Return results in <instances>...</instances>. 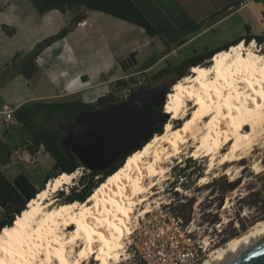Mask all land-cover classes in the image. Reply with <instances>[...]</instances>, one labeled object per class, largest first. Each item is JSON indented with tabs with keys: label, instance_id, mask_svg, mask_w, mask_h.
<instances>
[{
	"label": "bare ground",
	"instance_id": "obj_1",
	"mask_svg": "<svg viewBox=\"0 0 264 264\" xmlns=\"http://www.w3.org/2000/svg\"><path fill=\"white\" fill-rule=\"evenodd\" d=\"M254 47L255 40L240 41L216 52L208 65L192 66L166 95L163 131L127 155L84 201L54 197L76 171L49 179L0 230V264H82L92 256L96 264L118 263L173 159L185 152L207 156L201 183L213 168L241 161L264 136V54ZM262 237L264 226L199 264H219Z\"/></svg>",
	"mask_w": 264,
	"mask_h": 264
},
{
	"label": "rangeland",
	"instance_id": "obj_2",
	"mask_svg": "<svg viewBox=\"0 0 264 264\" xmlns=\"http://www.w3.org/2000/svg\"><path fill=\"white\" fill-rule=\"evenodd\" d=\"M134 1L144 13L148 14L155 25L161 26L159 24L160 20L168 23L169 27L165 24L168 30L174 26L180 28L177 25L181 26L182 21L185 19L184 14L180 10L175 16L174 11L177 9V6L173 0H159V2L154 0ZM167 6L170 8L165 9ZM74 8L79 9L80 7ZM81 9L84 10V8ZM215 9L216 7L208 11V15L215 12ZM68 11L65 14L67 20H62L64 23L58 27L56 32L62 28L67 29L64 36L73 49L76 62L84 68L85 72L83 74H86L89 78V84L82 83V88L77 95L61 97L54 100L69 101L81 99L86 102H93L100 94H105L108 91L113 93V95L123 93L132 83L137 84L134 88L136 89L141 84H146L149 78L160 67V64H157L149 68L157 58L161 57L168 50L159 37L155 36L151 39V36L143 28L101 11L85 10L78 15H75L73 11ZM84 14L86 15L84 16ZM33 15L37 16L36 20L30 18L31 16L34 17ZM25 19L32 20L34 25L39 22L38 13L30 0H0V63L8 53L15 54L16 50L25 49L29 46L28 39H24L25 35H34L38 32V30L29 31L28 33L20 31L17 37L8 38L6 36L7 34L5 33V35L1 29V24L10 23L12 25H19ZM165 25L163 28H165ZM23 30L25 31V28ZM166 31L164 34H166ZM56 32L47 33L43 39L56 34ZM179 33L181 31L175 32L174 29L170 30L175 45L179 43L178 40L181 37V34L178 35ZM219 39L221 38H218L216 42ZM244 43L247 44L246 42ZM254 48L264 54L263 42L259 44L255 41ZM62 49V43L53 42L43 52L42 59L49 63L60 61L58 59V53ZM132 51L136 53V63L123 68L121 66L122 60ZM19 53V56L23 55L25 57L28 52L24 54ZM19 56L15 58L14 64L16 66L19 65ZM11 61L12 59L10 60L9 67H3L0 72L3 73L1 75L6 74L9 76L11 72H14L16 67H12L13 64ZM72 63L75 62L73 61ZM209 63L210 60L203 62L205 65ZM119 72H123L121 79L126 80L129 76H132L133 80L127 81L126 84L121 86L116 84V80H113L108 83L107 88L103 91L101 81ZM190 73L191 71L189 70L188 74ZM39 82L40 85L38 84ZM30 85L32 90L34 88L36 89L34 91L36 93H41L44 88L48 87L45 79L43 81L37 79L32 80ZM15 88L18 89V86L15 85ZM88 92L89 94L85 95ZM122 97L120 96L118 98ZM6 101L11 107L14 106L12 101ZM162 107L164 110V106ZM166 120L167 118L163 121L166 122ZM33 122L35 129L45 127L57 128L63 123L60 121L59 115L48 117L44 113H35L33 115ZM179 124L176 123L175 126ZM163 129L164 124L162 131ZM6 130L8 135H5ZM1 131L8 147L12 149L19 144L20 149L18 155L20 156H18V161L20 158V162L14 161V165L23 170L25 174H28L37 189L43 186L46 174L51 176L55 175L52 167L53 158L49 153L45 152L42 147L35 153H31L28 150V140L31 136L28 129L22 127L17 121H12L9 125H5ZM263 138L264 136L259 139L254 149L241 161L226 162L222 166L213 168L207 174L206 183H201L200 178L205 175L208 157H192L189 156L188 152L182 153L179 157L173 159L165 175V180L160 185L153 187L154 194L149 199L151 204L150 211L160 207L163 203H170V210L180 217L183 223L189 222L194 227L196 231L194 238L206 243L205 259L212 255L213 250L224 248L231 239L239 238L250 231L263 227ZM228 168L230 172H226ZM180 169H183L184 174L181 178H177ZM75 171L77 172V176L73 181L68 185H63L54 193V197L57 200L59 199V202H70L68 195L73 196L77 194V189L80 188L78 179L88 170L80 166ZM232 177H235V179L233 180ZM72 187L74 188L72 189ZM62 191L63 194L61 193ZM75 201L79 200L76 199ZM2 216L3 210L0 208V218ZM242 225L247 228L243 230ZM223 238L227 240L220 243V240ZM131 242L132 234L129 235V239L125 244L124 255L118 263L114 264H142L136 253H131ZM96 263V258L92 256L82 264Z\"/></svg>",
	"mask_w": 264,
	"mask_h": 264
},
{
	"label": "crops",
	"instance_id": "obj_3",
	"mask_svg": "<svg viewBox=\"0 0 264 264\" xmlns=\"http://www.w3.org/2000/svg\"><path fill=\"white\" fill-rule=\"evenodd\" d=\"M159 2V0H154ZM177 6V9L174 11L175 16L180 11L184 14V20L177 28L176 26L171 27L168 30L166 25L161 20L159 21L161 27L165 25L166 34H163V38H160L163 42L165 48L168 50L159 58H157L149 68L154 67L157 64H160L158 72L160 69H163L166 65L176 66L182 60L187 57L192 56L195 53H200L205 50H210L217 48L221 45L232 42L238 37L245 36L247 34L259 35L264 32V0H251L245 3L243 6L236 7L234 2L229 5L220 6L226 0H173ZM234 1V0H233ZM232 1V2H233ZM159 4V3H158ZM161 5V4H160ZM228 5V6H227ZM162 6V5H161ZM216 7L215 12L208 15V11ZM170 7H165L168 9ZM81 8H72L70 11H73L75 15L83 13L86 9ZM180 10V11H179ZM66 12H61L57 9L47 11L43 14H39L38 24L34 25L32 20L25 19L24 22H20L19 25H12L10 23H2V25H7V28H15V32L12 35H6L8 38H15L17 34L21 32L28 33L29 31L38 30L34 35H25L24 39H28L29 46L25 49H18L15 51L21 53H27L31 51L36 43L43 40L47 33H55L58 27L64 23L62 20H67ZM69 12V11H68ZM208 12V13H207ZM146 14V13H145ZM86 14H84L85 16ZM148 15V14H146ZM30 17L33 20L37 19L36 15ZM62 16V19H61ZM170 19V18H168ZM85 21V20H84ZM82 25V23H81ZM160 27V25H156ZM41 29H40V28ZM169 27V25H168ZM25 28V31L23 30ZM174 29L175 32L181 31L178 35L181 34L180 41L175 45L174 38L170 34V30ZM3 30V29H2ZM59 32V31H58ZM56 32V33H58ZM155 37V36H153ZM151 37V39H153ZM158 37V36H157ZM219 39L217 42L216 40ZM163 40L167 41V45ZM54 42L62 43L63 49L58 53V59L54 63L46 62L42 59L43 52L52 44L45 47L34 59L36 70L31 76L30 79L25 78L22 74L18 72H11V75H1L0 73V129H4L2 114V107L4 105H9L6 100L12 101L16 108L23 103H28L31 101H59L54 100L61 97L74 96L79 94L81 90L82 83L89 84V78L85 72L84 68L76 62L74 57L73 49L70 44L67 42L66 37L57 39ZM53 43V42H52ZM14 53H8V55L2 59L0 63V72L3 67H9L10 60L14 56ZM18 62L20 63L23 59V55L19 56ZM75 63H72V62ZM18 63V64H19ZM8 64V65H7ZM123 72H119L105 78L101 81L103 85V91L107 88L108 83L113 80H117L123 76ZM86 75L87 80H82L81 76ZM43 81L46 80L48 87L44 88L43 92L36 93V89L32 90L30 82L32 80ZM40 85V82L38 83ZM15 85L18 86V89L15 88ZM47 89V90H46ZM46 90V91H45ZM103 93V92H102ZM89 94L85 93V95ZM103 94H100V96ZM99 96V95H98ZM65 101V100H64ZM10 106V105H9ZM11 107V106H10ZM0 130V170L9 178L12 179L17 174L23 172L20 168L14 165V161H18V153L20 146L19 144L12 149L8 147L7 143L4 141L2 136V131ZM7 130L5 131V135ZM8 135V134H7ZM10 135V134H9ZM22 151V150H21ZM24 153V151H23ZM19 164V163H18ZM24 173V172H23ZM27 174V173H26ZM28 175V174H27Z\"/></svg>",
	"mask_w": 264,
	"mask_h": 264
},
{
	"label": "trees",
	"instance_id": "obj_4",
	"mask_svg": "<svg viewBox=\"0 0 264 264\" xmlns=\"http://www.w3.org/2000/svg\"><path fill=\"white\" fill-rule=\"evenodd\" d=\"M39 14H43L47 11L57 9L61 12L71 10L74 7L84 8L86 10H97L106 14L112 15L116 18L134 24L144 29V31L150 35L163 38L165 28L156 26L152 20L146 15L135 3L134 0H30ZM237 0H234L229 5L233 4ZM236 4V3H235ZM228 6V5H227ZM3 31L7 35H12L15 28H7V25H2ZM67 32L66 28H62L58 33L48 36L47 38L36 43L34 49L29 51L25 57L21 60L18 66L14 64L15 58L20 55L19 52L15 53L12 57V67L15 68V72L22 74L25 78L30 79L36 70L34 59L35 57L47 46L52 44L55 40L62 38ZM173 37V36H172ZM255 40L257 43L264 42V32L255 35L247 34L242 37H238L230 43L221 45L217 48L205 50L200 53H195L190 57L185 58L176 66L171 64L164 67L162 70L156 72L151 78L157 76L161 72L176 71L179 78L188 74V71L192 66L205 65L204 61L210 60V58L219 51L226 50L230 46L244 41L246 43L251 40ZM167 45V41L163 40ZM180 42V41H179ZM82 80H87L86 75L81 76ZM147 81L149 82L150 79ZM133 80L129 77L127 80H116V84L124 85L127 81ZM142 86V85H141ZM118 99L113 93L108 92L99 96L93 102H86L81 99L69 100V101H31L23 103L14 110L15 121L21 124L22 127L30 131V138L28 140V150L31 153H35L40 147L45 152L49 153L53 158V176L46 174L44 177L43 186L36 188L29 176L23 172L17 174L12 179H9L0 170V208L3 210V216L0 218V230L7 225H12L16 215L20 214L22 210L26 208V204L35 197V195L44 188V184L49 178L57 176L61 172L72 173L80 164L74 157H69L63 151L60 140L64 137L73 124L77 115L83 109L91 107L107 100ZM163 105L155 106L158 112H162ZM35 113H44L48 117L56 115L60 116L61 125L57 128H34L33 115ZM165 121L160 122L155 130V133L162 132V127ZM125 157L117 160L116 163L111 165L107 170L92 171L84 173L79 179L80 188L76 195H68L70 201L79 200L84 201L93 189L103 181L109 174H112L122 163ZM184 174L183 169L179 170L178 177L181 178ZM186 176V175H185ZM74 187H72L73 189ZM63 194V191L61 192ZM247 227L242 225V229ZM227 239H221L220 243L225 242Z\"/></svg>",
	"mask_w": 264,
	"mask_h": 264
},
{
	"label": "water",
	"instance_id": "obj_5",
	"mask_svg": "<svg viewBox=\"0 0 264 264\" xmlns=\"http://www.w3.org/2000/svg\"><path fill=\"white\" fill-rule=\"evenodd\" d=\"M232 1L226 0L220 6ZM128 58L135 62L134 54ZM121 66L124 68L122 62ZM178 79L175 71L161 72L126 97L82 110L60 140L63 151L83 168L102 171L139 149L167 118L155 106L164 104ZM219 264H264V237Z\"/></svg>",
	"mask_w": 264,
	"mask_h": 264
},
{
	"label": "built area",
	"instance_id": "obj_6",
	"mask_svg": "<svg viewBox=\"0 0 264 264\" xmlns=\"http://www.w3.org/2000/svg\"><path fill=\"white\" fill-rule=\"evenodd\" d=\"M249 1L237 0L235 6H243ZM136 86L132 83L125 92L115 96L126 97ZM14 110L9 105L2 107L4 125L15 121ZM195 232L191 223H183L170 210V203H163L139 219L132 233L130 250L142 264H199L205 260L206 243L194 238Z\"/></svg>",
	"mask_w": 264,
	"mask_h": 264
},
{
	"label": "flooded vegetation",
	"instance_id": "obj_7",
	"mask_svg": "<svg viewBox=\"0 0 264 264\" xmlns=\"http://www.w3.org/2000/svg\"><path fill=\"white\" fill-rule=\"evenodd\" d=\"M131 54H134V56L136 55V53L135 52H130L129 53V55L127 56V57H125V59H123L122 60V64H123V66H124V68L126 67V66H131V65H133V64H135L136 63V59H135V62L134 61H131L128 57L131 55ZM167 66V65H166ZM165 66V67H166ZM160 70H162V69H160ZM159 70V71H160ZM172 71H174V70H172ZM168 72H171V71H167V72H165V73H168ZM176 72V71H175ZM177 73V72H176ZM129 77H132V76H129ZM128 77V78H129ZM121 79V77L119 78V79H117V80H120ZM127 80V79H126ZM142 86L144 85V84H141ZM119 86H121V85H119ZM109 92V91H108ZM107 92V93H108ZM103 103V102H102ZM101 104V103H100ZM97 105H99V104H97ZM97 105H94V106H91V107H87V108H93V107H95V106H97ZM87 108H85V109H87ZM84 110V109H83ZM81 112V111H80ZM121 159V158H120ZM119 160V159H118ZM114 163H116V161L114 162ZM113 163V164H114ZM113 164H111V165H113ZM111 165H109L105 170H107ZM85 170H87V169H85ZM87 172H92V171H87Z\"/></svg>",
	"mask_w": 264,
	"mask_h": 264
}]
</instances>
